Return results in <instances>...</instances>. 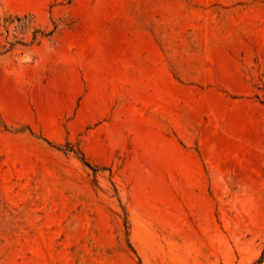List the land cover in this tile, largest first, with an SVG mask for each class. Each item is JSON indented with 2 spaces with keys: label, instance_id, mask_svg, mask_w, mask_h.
<instances>
[{
  "label": "rangeland",
  "instance_id": "obj_1",
  "mask_svg": "<svg viewBox=\"0 0 264 264\" xmlns=\"http://www.w3.org/2000/svg\"><path fill=\"white\" fill-rule=\"evenodd\" d=\"M0 264H264V0H0Z\"/></svg>",
  "mask_w": 264,
  "mask_h": 264
}]
</instances>
